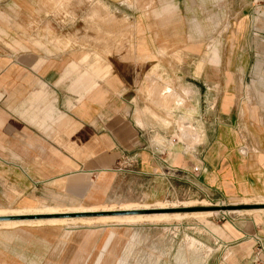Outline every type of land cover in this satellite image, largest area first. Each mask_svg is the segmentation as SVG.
<instances>
[{"label": "crops", "instance_id": "obj_1", "mask_svg": "<svg viewBox=\"0 0 264 264\" xmlns=\"http://www.w3.org/2000/svg\"><path fill=\"white\" fill-rule=\"evenodd\" d=\"M172 5L154 25L137 21L131 39L127 25L97 21L68 25L53 42L18 36L10 27L9 47L0 50V209L106 203L118 191H144L149 181L178 172L225 198H264V122L249 121L244 132L234 84L198 94L205 103L200 122L211 130L191 152L178 149L174 126L162 130L156 112L147 117L135 104L146 67L159 63L160 45L185 38L183 18L172 19ZM73 10L101 18L114 11ZM24 11L47 15L34 7ZM131 12L115 10L116 19ZM118 34L124 35L120 43L113 39ZM153 73L148 79L155 81ZM161 132L164 143L155 139ZM6 220L19 219L0 223L15 222ZM24 225L0 226V264H61L64 233ZM222 225L227 237L218 235L224 251L218 264H264V216L236 215Z\"/></svg>", "mask_w": 264, "mask_h": 264}, {"label": "rangeland", "instance_id": "obj_2", "mask_svg": "<svg viewBox=\"0 0 264 264\" xmlns=\"http://www.w3.org/2000/svg\"><path fill=\"white\" fill-rule=\"evenodd\" d=\"M171 3L176 6L172 10V19L183 18L185 38L160 45V51L155 53L160 58L159 63L146 67L139 94L133 97L135 104L144 107L147 117L156 116V112L162 130L172 131L174 126L172 137L176 139L178 149L187 152L195 150L196 144L202 141V134L211 130L200 122L205 103L198 94H205L207 89L213 92L234 84L240 93L237 110L242 125H247L244 132L250 130L249 121L263 123L264 0H0V50L3 46L9 47L10 27L17 30L18 36L37 34L53 42L57 39L56 34L68 25L97 21L118 28L127 25L131 39L137 21L154 25L156 15H163L173 8ZM30 7L47 15H30L24 11ZM75 7L114 11L109 12L113 13L111 16L107 12L103 18L95 14L80 17L74 14ZM120 8L134 12L128 19L119 21L115 10ZM123 36L118 34L113 39L120 43ZM120 51L118 47L114 53L117 55ZM130 51L134 52L132 48ZM150 73L155 74V81L148 79ZM154 83L155 92L152 89ZM155 137L159 142L166 139L163 132ZM129 206H148L150 209H123ZM84 209L96 211L81 212ZM1 211L6 214L32 213L29 219H19L26 221L27 225L23 227H46L49 233L63 232L66 240L62 242L65 255L61 257V264H94L98 258L100 264H118L120 259L124 264H218L224 253L219 236L227 237L224 231L227 227L223 225L229 221L218 225L241 214L264 216V198H225L200 185L197 177L178 172L160 182L149 181L144 191H118L106 203L66 208L0 209V214ZM51 211L72 213L58 218L84 217L89 220L37 224V221L54 218L38 216ZM176 213L181 216L101 220V217L116 215ZM50 258L58 259V256Z\"/></svg>", "mask_w": 264, "mask_h": 264}, {"label": "bare ground", "instance_id": "obj_3", "mask_svg": "<svg viewBox=\"0 0 264 264\" xmlns=\"http://www.w3.org/2000/svg\"><path fill=\"white\" fill-rule=\"evenodd\" d=\"M147 207L148 206H146V207H134V206H131L130 207L129 206V207H126V208H123V209H130V208H133V209L134 208L135 209H137V208H146L147 209ZM159 207H163L164 208L165 206H159ZM85 211H96V209H84L81 212H85ZM48 213H60V212H53V211H51V212H48ZM61 213H63V212H61ZM1 214H4L5 215L6 213L1 212ZM154 214H134V215H123V216H121V215L106 216V217H101V220L133 221V220H146V219L153 220V219H161V218H168V217L169 218L170 217H180L181 216L179 213H176V214H163V215H160V214L154 215ZM49 219H51V220L38 221L37 224H43V223H46V224H61V223L66 222L68 220H72V221H75V220L88 221L89 220L88 218H84V217H81V218H58V217H54V218H49ZM8 221H10V220H8ZM0 222H3V221H0ZM3 224H5V225H9V224L21 225V224H26V221L16 220V222L0 223V225H3Z\"/></svg>", "mask_w": 264, "mask_h": 264}, {"label": "water", "instance_id": "obj_4", "mask_svg": "<svg viewBox=\"0 0 264 264\" xmlns=\"http://www.w3.org/2000/svg\"><path fill=\"white\" fill-rule=\"evenodd\" d=\"M64 214H72V213H50L46 215H38L39 217H57V216H64ZM49 215V216H48ZM29 215H13V216H0V219H24L30 218Z\"/></svg>", "mask_w": 264, "mask_h": 264}, {"label": "built area", "instance_id": "obj_5", "mask_svg": "<svg viewBox=\"0 0 264 264\" xmlns=\"http://www.w3.org/2000/svg\"><path fill=\"white\" fill-rule=\"evenodd\" d=\"M197 169H198L197 167L194 168L195 171H196Z\"/></svg>", "mask_w": 264, "mask_h": 264}]
</instances>
